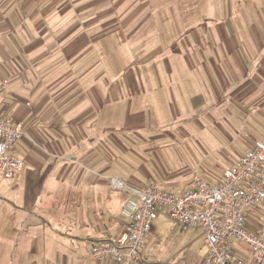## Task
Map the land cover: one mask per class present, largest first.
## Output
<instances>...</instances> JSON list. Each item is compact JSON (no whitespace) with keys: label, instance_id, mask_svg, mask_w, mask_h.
I'll return each instance as SVG.
<instances>
[{"label":"crops","instance_id":"0c3cea01","mask_svg":"<svg viewBox=\"0 0 264 264\" xmlns=\"http://www.w3.org/2000/svg\"><path fill=\"white\" fill-rule=\"evenodd\" d=\"M131 1L0 0V115L23 123L14 154L26 164L19 180L0 179L6 262L7 247L31 251L50 232L54 205L49 219L58 220V237L48 242L61 246L64 236L63 252L74 257L87 242L92 247L129 229L130 222L96 225L106 188L123 206L128 198L111 188L112 179L132 188L155 182L174 194L195 176L215 186L264 135L261 95L250 81L264 79V0H224L221 21L150 26L136 20ZM146 27L174 28L175 36L136 37ZM238 138L241 156L231 152ZM162 149L188 151L198 171H160L153 162ZM263 208L246 218L251 233L264 235ZM237 254L255 264L244 245Z\"/></svg>","mask_w":264,"mask_h":264},{"label":"built area","instance_id":"2783aa9c","mask_svg":"<svg viewBox=\"0 0 264 264\" xmlns=\"http://www.w3.org/2000/svg\"><path fill=\"white\" fill-rule=\"evenodd\" d=\"M5 82L0 79V92ZM25 135L23 123L0 115V176L6 181L20 179L26 164L15 156L18 142ZM114 190L128 198L122 215L130 222L119 238L91 247L89 258L97 263L170 264L149 262L145 257L146 238L161 214L170 216L182 230L200 228L207 248L205 264H244L237 254L242 244L254 254L255 264H264V237L246 227V213L264 205V135L223 173L213 186L195 176L190 188L169 193L155 182L132 188L126 179H112Z\"/></svg>","mask_w":264,"mask_h":264},{"label":"rangeland","instance_id":"374dc122","mask_svg":"<svg viewBox=\"0 0 264 264\" xmlns=\"http://www.w3.org/2000/svg\"><path fill=\"white\" fill-rule=\"evenodd\" d=\"M133 5L138 9L137 21H147L150 26L152 23L158 22H192V21H205V22H214L221 21L224 19V0H132ZM115 3V2H114ZM260 17L264 21V12H260ZM238 16V15H237ZM239 17V16H238ZM150 31L149 33L147 32ZM143 31L146 32V35H155L156 32L159 31L160 36L156 38H160L163 36H175L174 28H142L141 32L138 35L144 34ZM181 31H188L186 28ZM264 31V29H263ZM246 32V31H245ZM246 36L248 33H245ZM127 36V35H126ZM250 40L247 38V41ZM217 42H220L217 39ZM128 43H122V48L125 47ZM251 47V41L248 42ZM264 57V55H263ZM249 61V60H247ZM132 60H127V63H131ZM126 63V64H127ZM248 63V62H247ZM138 64V63H137ZM139 68L143 69L144 66L142 63L138 65ZM251 83L253 87L256 88L258 94L261 95L259 99V105H263L264 107V79H254L251 77ZM256 108V107H254ZM252 108V109H254ZM232 122L230 124L237 128L238 130H251L250 125H243L235 122V119H231ZM250 122V120L248 121ZM263 122V121H262ZM259 123V122H258ZM264 126L263 124H258V127ZM246 127V128H243ZM214 132L217 131L213 129ZM245 134L241 133L239 138H245ZM239 138L235 140V143L232 145V151L236 150L239 152V156L244 154L246 151L245 146L239 142ZM247 140V138H246ZM185 149V147H184ZM180 152L181 155H175L174 150H161L160 153L162 156H158L153 162L160 171L164 172V170H179L183 172H190L191 170L198 171L197 163L195 161V157L190 155V153L186 150ZM216 152V151H215ZM168 153V154H167ZM242 153V154H241ZM184 154V155H183ZM17 157V153H15ZM144 156V155H142ZM145 157V156H144ZM149 159L148 157H145ZM182 159H186V164L182 162ZM139 164V161H137ZM213 170V168H211ZM191 173V172H190ZM199 173H201L199 171ZM124 176H128L127 172L122 173ZM1 179V176H0ZM121 179V178H118ZM190 188V187H187ZM165 191L169 193H175L178 191H174V189L166 188ZM115 198V201H114ZM104 210L101 214V219H98L96 225L99 227L106 226V223L114 222L115 225H124L129 223V220L125 218L122 213L123 202L116 200V192L112 190L104 191ZM264 205L259 208H263ZM59 208L58 205H54V208L49 212L47 211V221L54 222L50 225L51 234H47L46 236L40 235L38 241L32 245L31 251L20 250V248L15 247H7L9 251L8 254V262H6V246H0V264H100L92 261L89 258V251L91 249V245L93 242L89 241L85 244V247H82L80 253H74L75 256H69L65 252H63V243L64 236H61V246L51 245L48 241L55 239L59 227L56 226L58 224V220L56 218L49 219L54 214L55 209ZM264 210V208H263ZM254 211H250L246 213V218L251 217ZM100 217V216H98ZM262 222L258 221V226H264V216H262ZM264 234V232H263ZM264 236V235H262ZM58 245V244H57ZM145 257L149 260V262H163V263H171V264H205L207 259V248L204 244L203 233L200 228L196 229H188L182 230L181 226L170 216H166L161 214L159 218L154 222L153 227L146 238L145 245ZM80 256V257H79ZM102 264H115L110 260H104L101 262Z\"/></svg>","mask_w":264,"mask_h":264}]
</instances>
